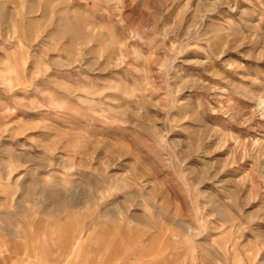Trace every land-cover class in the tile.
<instances>
[{
	"label": "rangeland",
	"instance_id": "obj_1",
	"mask_svg": "<svg viewBox=\"0 0 264 264\" xmlns=\"http://www.w3.org/2000/svg\"><path fill=\"white\" fill-rule=\"evenodd\" d=\"M0 264H264V0H0Z\"/></svg>",
	"mask_w": 264,
	"mask_h": 264
},
{
	"label": "crops",
	"instance_id": "obj_2",
	"mask_svg": "<svg viewBox=\"0 0 264 264\" xmlns=\"http://www.w3.org/2000/svg\"><path fill=\"white\" fill-rule=\"evenodd\" d=\"M81 243V241H78V244Z\"/></svg>",
	"mask_w": 264,
	"mask_h": 264
}]
</instances>
